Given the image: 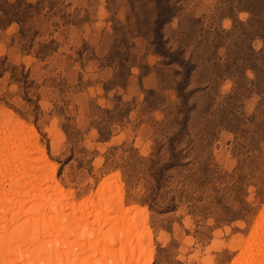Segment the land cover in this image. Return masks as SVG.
I'll use <instances>...</instances> for the list:
<instances>
[{
  "label": "rangeland",
  "instance_id": "rangeland-1",
  "mask_svg": "<svg viewBox=\"0 0 264 264\" xmlns=\"http://www.w3.org/2000/svg\"><path fill=\"white\" fill-rule=\"evenodd\" d=\"M6 125L80 203L115 183L152 264H235L264 212V0H0Z\"/></svg>",
  "mask_w": 264,
  "mask_h": 264
},
{
  "label": "bare ground",
  "instance_id": "bare-ground-1",
  "mask_svg": "<svg viewBox=\"0 0 264 264\" xmlns=\"http://www.w3.org/2000/svg\"><path fill=\"white\" fill-rule=\"evenodd\" d=\"M73 199L30 125L0 131V264H152L137 209H116L115 183ZM139 229V230H138ZM235 264H264V212Z\"/></svg>",
  "mask_w": 264,
  "mask_h": 264
}]
</instances>
